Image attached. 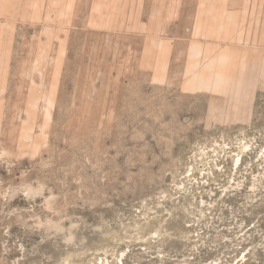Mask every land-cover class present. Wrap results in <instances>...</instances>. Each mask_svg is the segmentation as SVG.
Returning <instances> with one entry per match:
<instances>
[{
	"label": "rangeland",
	"instance_id": "1",
	"mask_svg": "<svg viewBox=\"0 0 264 264\" xmlns=\"http://www.w3.org/2000/svg\"><path fill=\"white\" fill-rule=\"evenodd\" d=\"M0 264H264V0H0Z\"/></svg>",
	"mask_w": 264,
	"mask_h": 264
}]
</instances>
